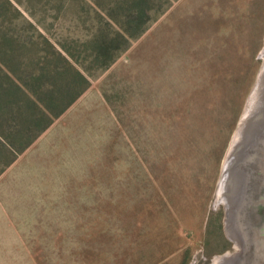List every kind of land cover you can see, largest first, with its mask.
Here are the masks:
<instances>
[{
    "label": "rangeland",
    "instance_id": "1",
    "mask_svg": "<svg viewBox=\"0 0 264 264\" xmlns=\"http://www.w3.org/2000/svg\"><path fill=\"white\" fill-rule=\"evenodd\" d=\"M9 1L13 33L91 28L89 0ZM263 49L264 0H172L0 175V264L233 254L213 205Z\"/></svg>",
    "mask_w": 264,
    "mask_h": 264
},
{
    "label": "trees",
    "instance_id": "2",
    "mask_svg": "<svg viewBox=\"0 0 264 264\" xmlns=\"http://www.w3.org/2000/svg\"><path fill=\"white\" fill-rule=\"evenodd\" d=\"M171 1L89 0V32L54 37L13 33L11 23L18 11L9 0H0V175ZM62 10H68L64 0Z\"/></svg>",
    "mask_w": 264,
    "mask_h": 264
},
{
    "label": "water",
    "instance_id": "3",
    "mask_svg": "<svg viewBox=\"0 0 264 264\" xmlns=\"http://www.w3.org/2000/svg\"><path fill=\"white\" fill-rule=\"evenodd\" d=\"M220 203L236 251L216 264H264V64L229 148L215 211Z\"/></svg>",
    "mask_w": 264,
    "mask_h": 264
}]
</instances>
